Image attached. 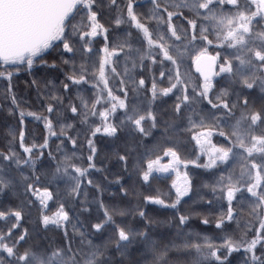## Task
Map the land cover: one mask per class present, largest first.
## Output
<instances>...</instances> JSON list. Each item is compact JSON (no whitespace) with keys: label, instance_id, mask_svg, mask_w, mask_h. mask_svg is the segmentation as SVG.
Wrapping results in <instances>:
<instances>
[{"label":"snow or ice","instance_id":"obj_1","mask_svg":"<svg viewBox=\"0 0 264 264\" xmlns=\"http://www.w3.org/2000/svg\"><path fill=\"white\" fill-rule=\"evenodd\" d=\"M151 5L150 13L141 14L135 0H126L123 5L120 0H0V79L8 81L9 92L14 73L27 71L31 75L37 64L55 68V62H47L53 52L59 54L63 64L72 65L71 72L66 74L71 85L91 84L95 89L94 99L81 97L79 105L69 103L67 108L71 112L69 119L88 124L87 167L75 162V152L72 155L65 152L62 159L52 151L45 156L43 149L49 147L47 138L39 146H26L22 131L19 138L23 154L12 146L0 151V194L5 190L14 192L22 184L25 192H30L39 202L44 228H64L67 240L66 245L34 249L29 245V231L20 230L24 207L0 206V222H3L0 225V264H117L110 251L112 247L120 257L127 258L134 245H143V264H171L168 253L176 245L169 246L163 240L152 238L153 221L139 207L129 211L97 201L103 215L89 223L88 231L79 233L80 240L75 245L68 237L66 225L70 217L65 203L60 201L57 210L49 214V202L59 199L60 181L67 185L68 196L83 197L82 212L90 210L84 182L87 181V188L102 193L90 173V170L101 171L95 162V138L120 140L122 131L136 142L131 146L126 144L123 151L114 152L125 172L137 175L145 184L157 178L155 173H175L176 179L171 185L175 190L174 200L166 202L151 195L144 200L173 209L180 229L178 234H182L181 226L190 219V215L182 212V202L187 203L184 198H191L194 189L188 172H181V165L184 169L189 164L205 169H221L223 165L221 172L224 173L241 160L240 177L230 172L221 174L212 186L214 194L219 192L217 199L227 201V210L218 217L215 227L225 231L228 224L238 221L243 211L238 206L247 199L243 197L246 192L250 197L247 200L250 215L259 222L253 238L236 240L226 235L218 245L207 237L202 243L199 239L193 242L187 238L182 246L196 250L199 259L194 264L205 261L229 264L228 257L241 250L248 256L245 264H264V26H261L264 0H151ZM105 8L117 13L109 24L103 22ZM153 23L155 27H151ZM124 24L128 25L127 39L110 44V25L120 28ZM131 29H135V33ZM134 35L139 39L138 47L133 46ZM97 37H103L102 47L95 46ZM210 48L217 49L215 54L210 53ZM77 56L81 60L78 69ZM121 57L126 61L123 74L117 70ZM185 57L195 66L197 78L181 73ZM145 61H150V65ZM156 65L159 67L153 71L151 66ZM137 68L140 72L146 69L152 72L150 87L146 78L137 80L132 75ZM217 76L228 83L231 91L229 87L216 90L218 82L214 78ZM117 77L119 87L114 89L109 81ZM129 82L133 85L131 91L151 93L149 106L130 102ZM63 89L69 93V83H64ZM256 89L261 93L259 107L251 100ZM166 97L175 98L167 115L155 110L156 101ZM11 99L17 105L15 95ZM50 99L63 102L60 96ZM47 112L54 113L55 105L49 104ZM24 115L21 111V123ZM27 115L43 119L49 136H65L62 144L70 142L73 149L78 148V136L68 134L74 124L64 123L57 132L48 117L35 112ZM181 131L192 133L191 139L199 149L194 160L182 159L179 154L176 141ZM216 136L223 142L214 143ZM145 141H149L151 147ZM37 147L39 151H35ZM140 147L144 152L131 164L132 153ZM201 156L207 157L206 162H199ZM165 157L167 163H162ZM41 168L48 170L41 172ZM42 176L47 183L42 181ZM112 182L120 184L119 175ZM120 191L124 197L128 196L123 184ZM133 214L146 223L145 230L116 219ZM201 223L207 225L210 221L202 218ZM73 228L75 231V225ZM105 233H111L107 240L94 243L93 237H103Z\"/></svg>","mask_w":264,"mask_h":264},{"label":"rangeland","instance_id":"obj_2","mask_svg":"<svg viewBox=\"0 0 264 264\" xmlns=\"http://www.w3.org/2000/svg\"><path fill=\"white\" fill-rule=\"evenodd\" d=\"M135 2L138 5V11L141 14H146L151 12L152 9L151 0H135ZM116 14L117 13L115 11L105 8L103 22L109 24L111 18ZM261 26H264V24H262ZM151 27H155V23H153ZM161 27H163V25H161ZM127 30H128L127 24L121 25L120 28H115L114 25H110V44L119 43L127 39L126 36ZM131 31L135 33V29H131ZM132 42L134 47L139 46V39L137 38L136 35L132 37ZM199 43L200 42L197 41V44ZM94 44L96 47H102L103 37H97ZM145 47H147L146 44ZM209 51L210 53L215 54V51H217V49L210 48ZM220 51L223 53L225 50H220ZM77 58L80 59L79 56H77ZM80 63L81 60L77 61L76 63L77 69L79 68ZM125 63L126 61L123 59V57H121L117 64V70L121 72V74H123ZM145 64L150 65V61H145ZM37 66L40 65L37 64L36 66H34V68H36ZM128 66L131 67L130 62H128ZM151 67L154 71L155 68L159 67V65L151 66ZM193 70H194V65L191 64L190 59L185 57L184 63L181 66V73L182 74L187 73L193 79H195L197 78V76ZM22 72H27V71H21L18 74ZM18 74L14 73L13 78H15V76ZM132 75L135 76L137 80L140 77L146 78V83L148 87H150L152 72H150L147 69L144 72H140L139 68H137L132 73ZM89 79L91 80V77H89ZM214 81L218 82L216 90L229 87L228 83L224 81L220 76H217ZM0 82H8V81L0 79ZM109 83L110 86L116 89L119 87V78L118 77L110 78ZM132 87H133L132 83L129 82L128 88L130 90L129 91L130 102H135L137 105L141 107L149 106L151 93L150 92L144 93L143 91L139 93L133 92L131 91ZM229 90L231 91L230 87ZM70 91L71 92L74 91L75 99L73 98L74 96H72L66 99V101L62 102L63 106L61 107V110L63 109V111L59 116L56 117L53 113L50 114L47 111L46 114L43 115L39 114V115L51 119L53 121V125L56 128L57 132H59L60 126L64 123L74 124V127L71 130H69L68 134H71L73 136H78L77 149H73L70 142L65 144L61 143L62 140H66L65 136H59V137L49 136L48 131L45 128L43 119L37 120L33 116L27 115L28 112L25 113L23 117V123L20 127L21 129L19 130L18 134H16L15 136H18L19 138V133L22 131L24 133V142L26 146H31L34 144L39 146L44 142L45 138H47L49 147L43 149L45 156L49 151H52L54 155L62 159L65 152H67L68 155H72V152H75L76 153L74 157L75 162L84 167H87V156H88L87 138L90 136V133L88 131V124L81 123L79 119H75V120L69 119V117H71V112L68 111L67 108L69 103H74L79 105L81 97L84 98L85 100L94 99L95 89L92 88L91 84L71 85L70 83ZM68 94L69 93H67L66 95ZM260 97H261V93L259 92V89H256L251 97V100L256 103L257 107H259L261 103ZM174 102H175L174 97H166L163 98L162 100H158L155 103V110L158 113H163L166 115L170 114L171 107L174 104ZM163 105H167V106L163 107ZM165 110H167V112H165ZM117 115L122 116L123 114L117 113ZM91 121L92 118L89 117V123H91ZM96 122L98 123L99 121ZM118 122L119 121H117V123ZM42 133H44V139L43 141H40ZM120 136H121L120 140H113L112 138L104 137V136H97L95 138L96 148H97V158L95 162L97 168H100L101 171L90 170V173H91V178H93L94 182L100 185L102 189V193L98 192L95 188H87V181L84 182V187L87 189V203L89 205V209H90L89 211L87 212L81 211V208L83 207V204L81 202L83 197H81L80 199H76L66 194L67 185L65 184L64 181L59 182L60 183L59 199H57L56 201L49 202L50 215L57 210L60 201H63L65 203L66 205L65 210L68 211L70 217V221L66 225V228L68 232V237L73 240L74 245L79 243L80 240L79 233L81 231H88L89 223L95 222L97 217L103 215V210L99 209L97 201L99 200L104 201L105 196L110 191V187L107 186L105 188V186H102L100 184L99 178L103 176L101 173L110 176V174H113V169L116 165L117 167L119 166L120 168H122L120 163L117 161L114 152L117 150L123 151L124 146L126 144L131 146L136 143L133 140L132 136H129V134L126 131H122L120 133ZM191 136H192L191 132L181 131L179 132L178 139L176 141L179 154L181 158L185 160H194L199 155V149L196 147L195 141L191 139ZM213 142L214 143L223 142V140L221 137L216 136L213 137ZM144 143L148 144V146L151 147V143L149 141H145ZM15 149L18 153L23 154V151H21L22 148L15 147ZM35 151H39V148L37 147ZM143 152H144V148L140 147L137 152L132 153L133 164H135V157ZM167 160L168 158L165 157L162 163H167ZM206 160H207L206 156H201L199 158V162H206ZM224 167L225 166L221 165V169H223ZM221 169L194 168L191 164H189L187 169H184L183 165H181L180 168L182 173L184 171L188 172L189 177L192 179L194 185L193 192L190 194L191 198L189 197H185V198L191 199L192 202L198 207H208L213 214L217 215V218L222 213L226 212L227 201L226 199H217V196H219V192L214 194L212 191V186L216 184L221 174L227 175L230 172L234 177H240L242 172V161L237 160V162L232 164V166L228 169V172L222 173ZM47 170L48 169L46 168L40 169L41 172ZM24 174L28 175V172H25ZM154 176L157 177V179L159 180H165L170 187L172 185L173 180L176 179L175 173L172 172L155 173ZM42 181L47 183V181L44 180L43 176H42ZM52 188H55V185H52ZM173 192L175 193L174 189ZM240 195L241 194L239 193L237 194L238 197H240ZM0 197H1L0 206H3V201L1 202V200L2 198L5 199V197H9L10 200L13 198L14 200L11 201L18 202V206L19 205L22 206V204L24 206L25 205L28 206V208L27 207L26 208L27 210L29 209L28 210L29 212L27 211V213L30 214V218L29 220H26V216H23V220L21 221L22 227L20 230L23 231L24 229H27L29 231L30 233L29 245L31 247L38 250H44L49 247H58L67 244V240L65 239L64 236V228L56 229L54 226H49L50 230L44 228L41 222V212H40L39 202L35 201V197L32 196L30 192L29 193L25 192L22 184H20L14 192L5 190L4 194H0ZM243 197L247 199H245L242 206H238L243 208V211L241 212L238 221H234L231 224H228L225 231L216 229L215 225H213L214 232L210 234L203 233L198 230H190L188 235L190 236L191 234V238L193 239L194 242H196V240L199 239V241L202 243L203 239L207 237L212 243L217 245L221 243L222 238L226 235L231 236L233 239L236 240H239L241 238L250 240L251 238H253L256 229L259 227V222L257 219L253 218L250 215V206L247 202V200L250 199V197H248V194L246 192L243 193ZM30 201H35V203H30ZM209 201H211V204L209 203ZM233 204L235 205L236 201H233ZM34 218H35V222L33 220ZM2 224L3 222H0V225ZM73 225H75L76 229L77 228L79 229L78 233L73 231L74 230ZM101 238L102 237H93L92 239L94 243H100ZM132 248L143 250V245H134L130 249ZM257 248H258L257 255H259L260 254L259 244L257 245ZM110 251L112 256L118 255L114 247H112ZM236 255L243 256L241 263L245 264V261L248 259V256H246V254L242 250L240 252H233L231 256H229L228 258H232L233 256ZM194 257L195 260L199 259L195 249H194ZM204 264H207V261H205Z\"/></svg>","mask_w":264,"mask_h":264},{"label":"trees","instance_id":"obj_3","mask_svg":"<svg viewBox=\"0 0 264 264\" xmlns=\"http://www.w3.org/2000/svg\"><path fill=\"white\" fill-rule=\"evenodd\" d=\"M126 0H120L123 5ZM76 58L75 63L79 61ZM48 64L55 62L56 67H47L44 64H39L32 70L30 75L28 72H22L12 79L11 92L8 91V82H0V151L12 147H20V138L15 136L21 129L22 123L20 113L35 112L37 114H46L47 106L49 104L55 105V112L53 113L56 117L59 116L63 109L62 103L50 99L52 96H60L62 101H66L69 97L74 96V91L69 92L68 95L63 89L64 83H69L66 80V74L71 72V64H63L57 52L51 53L47 57ZM36 83H33V81ZM78 88V87H77ZM12 95H15L17 105L12 103ZM167 105H163L166 107ZM43 132V131H42ZM15 137V139H13ZM44 139V133L41 134V140ZM55 144V143H54ZM56 145V144H55ZM23 151V149H21ZM133 160V159H132ZM131 164L133 162L131 161ZM99 178L102 186L110 187L109 193L104 198V203L109 206H117L132 211L136 208H141L149 216L153 223L151 224V235L153 239L163 240L165 244L169 246L175 244L176 247H171L168 253V259L171 264H194V248H184L182 245L184 240L191 238L188 233L190 230H198L203 233L210 234L214 232V226L217 215L213 214L208 207H198L191 199L185 198L186 204L182 202V212L190 215V219L186 225L181 226L182 234L180 229L177 228V221L174 219V210L170 208H163L162 206L152 205L144 200L145 196L151 195L164 199L166 202L175 199V193L172 187H170L165 180H159L157 178L152 179L150 184H145L137 175L125 172L123 168L117 165L113 169V174L105 175ZM119 175L120 184L128 190V196L124 197L120 191V184L114 183ZM107 177V179H105ZM108 187V188H109ZM1 198V197H0ZM2 198L4 207H20L18 202L11 201L9 197ZM23 216H26V220H29L30 214L27 213L28 206H24ZM27 207V208H26ZM29 212V211H28ZM33 217V216H32ZM31 217V218H32ZM202 218H207L210 223L204 225L201 223ZM117 221L126 220L130 225L141 227V230H145L147 225L141 221L138 215H129L126 217H116ZM35 222V218L33 219ZM37 224V223H36ZM35 225V224H34ZM35 227V226H34ZM33 228V225H32ZM74 231V230H73ZM74 232H79V229L75 228ZM111 233H106L101 239L100 243L107 240ZM192 239V238H191ZM193 241V239H192ZM194 242V241H193ZM114 247V246H113ZM143 250L132 248L128 252L127 258H122L118 255H114L113 260L117 264H143L145 256L142 254ZM243 256L236 255L232 258H228L229 264H242L241 261Z\"/></svg>","mask_w":264,"mask_h":264},{"label":"flooded vegetation","instance_id":"obj_4","mask_svg":"<svg viewBox=\"0 0 264 264\" xmlns=\"http://www.w3.org/2000/svg\"><path fill=\"white\" fill-rule=\"evenodd\" d=\"M194 73L196 74V76L198 77L199 75L196 73V71H195V66H194ZM216 78V77H215ZM215 78H214V80H215Z\"/></svg>","mask_w":264,"mask_h":264},{"label":"water","instance_id":"obj_5","mask_svg":"<svg viewBox=\"0 0 264 264\" xmlns=\"http://www.w3.org/2000/svg\"><path fill=\"white\" fill-rule=\"evenodd\" d=\"M198 74V73H197ZM199 75V74H198Z\"/></svg>","mask_w":264,"mask_h":264}]
</instances>
